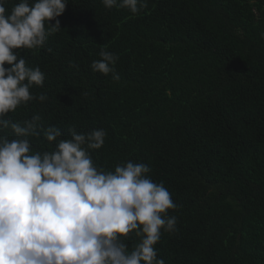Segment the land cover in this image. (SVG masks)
<instances>
[{"label": "trees", "instance_id": "1", "mask_svg": "<svg viewBox=\"0 0 264 264\" xmlns=\"http://www.w3.org/2000/svg\"><path fill=\"white\" fill-rule=\"evenodd\" d=\"M68 3L44 47L19 50L45 73L32 92L48 99L10 114L42 115L33 150L54 147L48 126L104 129L97 167L143 163L178 205L155 246L165 264H264V0H147L137 15ZM102 50L119 81L92 70Z\"/></svg>", "mask_w": 264, "mask_h": 264}, {"label": "clouds", "instance_id": "2", "mask_svg": "<svg viewBox=\"0 0 264 264\" xmlns=\"http://www.w3.org/2000/svg\"><path fill=\"white\" fill-rule=\"evenodd\" d=\"M101 2L133 15L147 7V0ZM68 4L19 0L9 11L0 0V264H165L155 246L162 231H178L177 217L168 215L178 205L147 165L128 160L98 168L91 153L104 146V129H70L71 137L60 139L61 130L48 126L43 137L54 147L34 151L30 138L40 137L42 115L10 117L48 99L32 92L43 87L45 73L19 50L44 47L61 29L57 18ZM100 57L92 70L119 81V57L104 50Z\"/></svg>", "mask_w": 264, "mask_h": 264}]
</instances>
